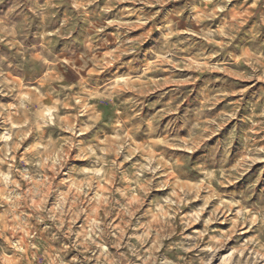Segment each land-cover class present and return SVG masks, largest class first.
Masks as SVG:
<instances>
[{"label": "rangeland", "instance_id": "obj_1", "mask_svg": "<svg viewBox=\"0 0 264 264\" xmlns=\"http://www.w3.org/2000/svg\"><path fill=\"white\" fill-rule=\"evenodd\" d=\"M0 264H264V0H0Z\"/></svg>", "mask_w": 264, "mask_h": 264}]
</instances>
